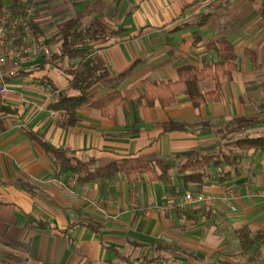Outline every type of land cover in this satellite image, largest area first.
I'll return each instance as SVG.
<instances>
[{"label":"crops","instance_id":"0c3cea01","mask_svg":"<svg viewBox=\"0 0 264 264\" xmlns=\"http://www.w3.org/2000/svg\"><path fill=\"white\" fill-rule=\"evenodd\" d=\"M28 2L36 1L5 0L0 16L24 15ZM37 4L32 25L19 27L14 41L16 51L28 50L9 59L6 67L17 72L6 80L7 91L0 93V264H146L143 259L151 258L150 245L155 243L182 250L157 264H264V198L257 194L264 189V151H238L239 163L226 182L204 177L183 188L175 176L189 152L200 155L220 144L212 131L200 128L201 122L252 115L264 121V0ZM72 17L81 27L96 21L106 32H118L96 46L95 55L105 62L109 76L94 92H108L110 82L120 78L124 103L109 118L80 106L76 122L63 127L51 104L69 77L61 60L51 55L60 44L57 24ZM218 39L231 45L237 64L230 77L218 72V101L194 106L187 94L176 92L168 106L157 98L150 104L139 102L146 83L176 82L181 67L199 71L216 61V51L206 46ZM199 88L209 91L213 83L204 79ZM168 122L189 128L164 131ZM259 127L249 132L264 136V124ZM29 133L72 151L91 168L137 157L163 161L173 177L171 182L150 181L142 174L128 182L117 176L102 187L75 183L70 172L56 173L53 158ZM224 185L232 186L236 199L218 200L212 211L185 204L179 196L185 190L220 194ZM241 228L261 235L247 252L240 249Z\"/></svg>","mask_w":264,"mask_h":264},{"label":"trees","instance_id":"16d2710c","mask_svg":"<svg viewBox=\"0 0 264 264\" xmlns=\"http://www.w3.org/2000/svg\"><path fill=\"white\" fill-rule=\"evenodd\" d=\"M253 2L254 0H248ZM5 8V0H0V13ZM264 17V11L262 13ZM202 21H206L203 19ZM32 25L29 21V25ZM60 44L58 51L51 55L54 60H61V68H66L69 77L68 84L58 94L53 95L52 110L61 115L60 125L67 127L76 122V111L86 105L97 109L103 117H114L117 106L124 103L118 90L120 78L110 82L108 92L97 96L95 87L109 76V70L99 55H95L96 46L105 43L118 32H106L96 21L81 27L77 17L69 18L57 24ZM215 50L217 60L205 63L201 70L191 66H183L178 70V81L166 84L146 83L145 94L139 102L150 104L157 98L160 104L168 106L174 101L176 92H183L190 98L194 106L206 101H218L221 85L218 72L222 71L230 77L237 69L236 57L229 43L224 39L210 42L206 46ZM251 59L252 53L246 51ZM209 78L213 89L202 92L199 82ZM7 109V108H6ZM3 109L2 110H6ZM264 124L258 115L240 116L228 121H204L199 124L202 130L212 131L219 139L220 144L211 150L198 155L196 151L189 152L186 159L178 165L176 179L183 188L188 183L199 182L204 177H214L216 182H226L231 178V169H236L240 155L238 151H264V136H254L249 130L257 125ZM188 125L180 122H168L163 125L164 131L187 130ZM31 139L47 152L54 161L57 174L70 172L75 183L96 182L100 187L107 181L120 176L128 182H134L138 175L145 174L150 181L171 182L173 173L168 164L161 160H144L137 157H124L113 161L106 166L91 168L88 163L76 159L73 152L65 148L50 146L38 133H29ZM227 168H229L227 170ZM213 171V176L208 170ZM201 170L200 173H194ZM187 172H191L188 173ZM173 195L177 193L172 191ZM96 229L93 225H87ZM97 230V229H96ZM260 233L251 235L245 228L237 230L239 245L242 252H247L257 240ZM152 256L143 259L146 264L167 263L170 259L167 254L178 253L181 248L171 245L155 243L150 245Z\"/></svg>","mask_w":264,"mask_h":264},{"label":"built area","instance_id":"2783aa9c","mask_svg":"<svg viewBox=\"0 0 264 264\" xmlns=\"http://www.w3.org/2000/svg\"><path fill=\"white\" fill-rule=\"evenodd\" d=\"M34 13V7H28L24 15L16 16L3 13L0 16V93H5L6 80L14 76L16 68L8 69L6 67L12 56L19 57L28 50L27 47L18 49L14 48V41L17 38L18 29L21 26H27ZM258 196L264 198V189L257 192ZM236 199V193L232 186L224 185L220 194H214L203 191H187L183 196L185 204L197 205L203 211H212L218 200L230 202ZM231 209L235 210L231 205Z\"/></svg>","mask_w":264,"mask_h":264},{"label":"rangeland","instance_id":"374dc122","mask_svg":"<svg viewBox=\"0 0 264 264\" xmlns=\"http://www.w3.org/2000/svg\"><path fill=\"white\" fill-rule=\"evenodd\" d=\"M36 2H34V3H29L28 2V4H29V6H27V7H34V13L35 12H37V9H38V4H37V0H35ZM20 30V29H19ZM259 126H261V124L260 125H257L256 127H254V128H260ZM258 134H261L260 133V130L255 134V135H258ZM81 161V160H80ZM84 162V161H83ZM188 190V189H187ZM191 190V189H190ZM194 190H196V189H194ZM187 191L185 190V191H182V192H180L179 194V196H184V194L186 193ZM210 193V192H209ZM14 264H16V263H14Z\"/></svg>","mask_w":264,"mask_h":264}]
</instances>
